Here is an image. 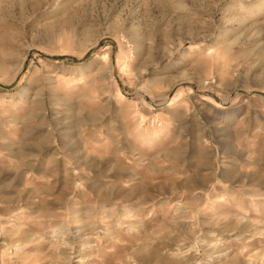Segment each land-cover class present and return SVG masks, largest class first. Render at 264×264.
I'll return each mask as SVG.
<instances>
[{
    "label": "rangeland",
    "instance_id": "374dc122",
    "mask_svg": "<svg viewBox=\"0 0 264 264\" xmlns=\"http://www.w3.org/2000/svg\"><path fill=\"white\" fill-rule=\"evenodd\" d=\"M0 264H264V0H0Z\"/></svg>",
    "mask_w": 264,
    "mask_h": 264
}]
</instances>
